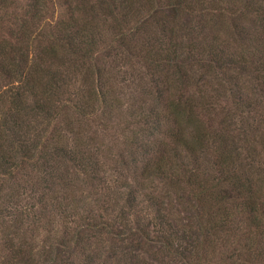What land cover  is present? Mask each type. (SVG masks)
Here are the masks:
<instances>
[{"label": "trees", "instance_id": "16d2710c", "mask_svg": "<svg viewBox=\"0 0 264 264\" xmlns=\"http://www.w3.org/2000/svg\"><path fill=\"white\" fill-rule=\"evenodd\" d=\"M261 76L264 0H0L7 264H264Z\"/></svg>", "mask_w": 264, "mask_h": 264}, {"label": "rangeland", "instance_id": "374dc122", "mask_svg": "<svg viewBox=\"0 0 264 264\" xmlns=\"http://www.w3.org/2000/svg\"><path fill=\"white\" fill-rule=\"evenodd\" d=\"M218 31H219V36H221V38H230V32L226 25H222L221 27H219ZM135 66L136 65H134L133 68H135ZM121 68L132 69L128 65H123ZM137 69L139 68L137 67ZM127 79L128 80L125 81V83L127 84L126 87L125 86L122 87L123 84L120 82L113 83L115 87V94L117 95L118 98L117 102L118 103L120 101L123 102L124 103L123 108L125 107L126 103L130 104L132 103V101L134 103V101H136L139 98L138 92L140 90V86L137 84L138 82L133 80V77L132 78L127 77ZM240 79L241 80L243 79V81L245 82L244 84L247 86V88L248 86H251L249 81V76H247V74L242 75V78L240 76ZM261 79L262 81H264V76H261ZM132 82L134 83L132 84ZM253 89L254 88L252 89L250 88L249 91H253ZM224 99L229 100V97L222 98L221 102H224ZM103 126H107V124H100V123L96 124L94 122L89 121L88 123H86L85 127H87L88 133L92 132L93 136L95 138H98L97 140L102 141V143L103 141L104 143H108V146L110 147V152L108 151L107 154L109 155V159L111 160V158L115 157V153H114L115 147L110 144L112 142L111 139H115L117 137V139L119 140V138H121V134H120V130L116 127L110 128V126H108V128H103ZM101 148H103V144H101ZM106 150L107 149L104 148L103 152H106ZM79 187H81V190L84 193H87L88 191L87 185H85L84 183H79ZM9 220H11L10 215H6L5 212L0 208V264H7L9 259H11V247L12 246L18 247L19 244H21L24 241L23 238H25V236L26 237L29 236L28 232H23L24 234L22 233L21 236L17 238V234L14 233L13 231L11 232V228L7 226Z\"/></svg>", "mask_w": 264, "mask_h": 264}]
</instances>
